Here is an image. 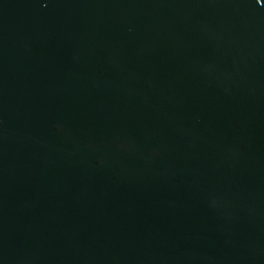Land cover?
<instances>
[{"label":"water","instance_id":"water-1","mask_svg":"<svg viewBox=\"0 0 264 264\" xmlns=\"http://www.w3.org/2000/svg\"><path fill=\"white\" fill-rule=\"evenodd\" d=\"M0 264H264V0H0Z\"/></svg>","mask_w":264,"mask_h":264}]
</instances>
